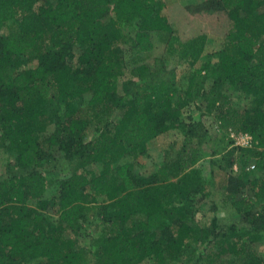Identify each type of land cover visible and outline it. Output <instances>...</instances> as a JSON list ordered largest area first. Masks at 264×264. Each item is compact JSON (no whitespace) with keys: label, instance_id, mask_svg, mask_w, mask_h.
<instances>
[{"label":"trees","instance_id":"16d2710c","mask_svg":"<svg viewBox=\"0 0 264 264\" xmlns=\"http://www.w3.org/2000/svg\"><path fill=\"white\" fill-rule=\"evenodd\" d=\"M166 10L164 0H0V147L13 156L0 175V264H264V0L202 4L201 33L186 41ZM207 32L223 37L216 61L182 88L175 66L149 56L156 35L196 58ZM193 109L217 123L210 151ZM174 128L185 131L176 156L138 169ZM207 155L218 188L201 174ZM60 158L71 172L51 180L44 162ZM215 191L236 223L209 216ZM90 222L97 234L84 244Z\"/></svg>","mask_w":264,"mask_h":264},{"label":"rangeland","instance_id":"374dc122","mask_svg":"<svg viewBox=\"0 0 264 264\" xmlns=\"http://www.w3.org/2000/svg\"><path fill=\"white\" fill-rule=\"evenodd\" d=\"M167 4V14L170 16L173 21V26L177 36H180L182 41H186L192 37L200 34V27L202 24V19L199 17V11L202 4H205L212 0H164ZM38 3V2H36ZM132 29V28H131ZM130 30V29H128ZM203 30V29H201ZM205 38V43L202 52L196 58H190L189 56L183 55L184 46L182 42L178 39L173 40L171 49L168 50L166 45L160 42L156 35H153L154 40V49L149 53V56H163L169 65L175 66L178 70V82L179 86L182 88L187 83V78L189 73L193 69L203 68L208 63H213L216 61L215 54L221 49L223 43V37L219 34L207 32ZM27 65H33V63L28 62ZM228 90V89H227ZM230 92L234 101L243 105L249 102V99L240 95V92L236 88L229 87ZM78 107L82 110H87V105L84 102H78ZM192 113L196 116L197 119H202L208 128V141L205 144L208 151L211 148L217 147V136H219V128L212 116H204L200 113L199 110H194ZM185 131L182 128H174L165 132L152 141L148 143L147 152L144 155H138L137 158V167L144 172H150L160 163L173 159L178 153L181 144L184 140ZM235 143L240 146L243 144L249 143L248 137L242 135V133L235 134L233 136ZM213 156L207 155L199 164L201 174L208 182L210 178L213 177L214 182L218 188V185L223 180L224 175L220 169L213 165L211 160ZM50 162H44V166L50 164L52 168L51 174L49 177L51 180L55 178L66 177L70 174L69 164L62 158L57 161L49 160ZM135 159L133 155L125 157L120 162H134ZM13 164V156L11 154L5 153L0 147V175H2L8 168V166ZM101 170V165L94 164L87 167L88 173L96 172L98 173ZM212 170V171H211ZM208 189L209 185L205 184ZM224 184H221V188ZM56 184L53 182L49 187V193L52 194L55 191ZM220 190V189H219ZM218 191V190H217ZM208 207L210 208L209 216L215 215L218 220L224 224L236 223L238 221V216L235 214L234 210L226 203L222 201L220 193H213L209 196ZM97 234V224L96 222H90L83 226L77 234V238L84 244H90L92 238ZM185 261L179 260L177 264ZM38 260L24 261L22 264H36ZM136 264H155L152 259H146L143 262Z\"/></svg>","mask_w":264,"mask_h":264},{"label":"built area","instance_id":"2783aa9c","mask_svg":"<svg viewBox=\"0 0 264 264\" xmlns=\"http://www.w3.org/2000/svg\"><path fill=\"white\" fill-rule=\"evenodd\" d=\"M239 134V133H238ZM235 134H233L232 136H234ZM242 135H246L247 137H248V139H250V136L249 135H247V134H243L242 133ZM249 142H250V140H249ZM244 146H248V145H250L249 143H246V144H243Z\"/></svg>","mask_w":264,"mask_h":264}]
</instances>
